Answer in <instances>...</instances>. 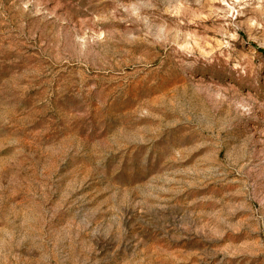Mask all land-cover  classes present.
<instances>
[{
  "label": "rangeland",
  "instance_id": "1",
  "mask_svg": "<svg viewBox=\"0 0 264 264\" xmlns=\"http://www.w3.org/2000/svg\"><path fill=\"white\" fill-rule=\"evenodd\" d=\"M0 264H264V0H0Z\"/></svg>",
  "mask_w": 264,
  "mask_h": 264
}]
</instances>
